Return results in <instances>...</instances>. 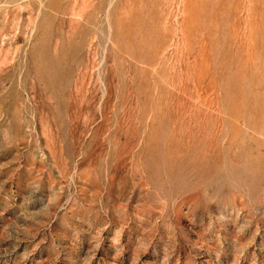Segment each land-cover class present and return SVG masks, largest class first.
<instances>
[{
  "label": "rangeland",
  "instance_id": "374dc122",
  "mask_svg": "<svg viewBox=\"0 0 264 264\" xmlns=\"http://www.w3.org/2000/svg\"><path fill=\"white\" fill-rule=\"evenodd\" d=\"M0 264H264V0H0Z\"/></svg>",
  "mask_w": 264,
  "mask_h": 264
}]
</instances>
